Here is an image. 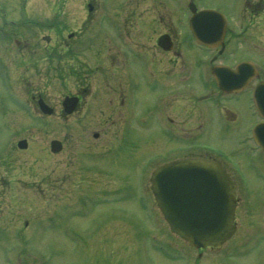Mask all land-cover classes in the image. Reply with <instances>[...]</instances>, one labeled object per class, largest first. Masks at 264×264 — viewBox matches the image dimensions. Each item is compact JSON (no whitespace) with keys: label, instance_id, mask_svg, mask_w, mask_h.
Instances as JSON below:
<instances>
[{"label":"rangeland","instance_id":"374dc122","mask_svg":"<svg viewBox=\"0 0 264 264\" xmlns=\"http://www.w3.org/2000/svg\"><path fill=\"white\" fill-rule=\"evenodd\" d=\"M189 1L0 0V167L12 163L11 170H0L6 179L11 175L0 187V264L15 259L21 249L30 264L264 260V240L257 241L261 236L254 233L264 227L263 208L245 211L236 234L219 249L203 250L170 231L149 189V175L157 164L210 154L202 152L206 147L223 154L234 168L238 164L248 184L245 199L253 195L263 204L264 184L250 167L264 170V160L246 139L249 122L256 119L246 105L247 96L233 104L238 116L230 121L239 126L236 133L232 125L223 133H200L211 104L183 97L185 114H168L184 132L170 135L164 133L169 126L165 118L155 121L154 109L160 108L151 88L141 85L135 74L137 56L146 59L149 68L155 65V54L201 56L188 28ZM193 1L198 8L210 5L226 15L227 49L222 54L252 59L264 76V0ZM163 31L173 40L170 51L154 45ZM128 81L139 82V96ZM203 91L209 94L212 87ZM75 93L82 97L80 106L61 116L62 97ZM37 94L54 108L52 115L37 109ZM130 94L145 113L140 119L134 114L133 130L141 134L126 137L125 117L133 118V113L123 117L122 112ZM198 108L200 121L193 113ZM189 126L200 134L187 131ZM95 132L97 137L92 136ZM21 138L28 140L24 149L15 146ZM52 138L64 141L59 152L49 151ZM256 242L263 245L250 250ZM242 243L246 245H238Z\"/></svg>","mask_w":264,"mask_h":264},{"label":"water","instance_id":"95a60500","mask_svg":"<svg viewBox=\"0 0 264 264\" xmlns=\"http://www.w3.org/2000/svg\"><path fill=\"white\" fill-rule=\"evenodd\" d=\"M192 12L189 28L195 39L202 44L223 46L225 18L216 10H196L189 3ZM158 44L170 49L168 35L159 37ZM240 64L238 72L219 66L212 70L217 84L225 90L234 89L252 75L253 69ZM258 112L264 117V81L259 82L253 95ZM76 96H65L63 111L71 113L77 104ZM40 110L50 114L52 108L41 98L37 101ZM255 141L264 149V122L253 128ZM96 135V134H95ZM18 147H26L24 139ZM51 151L61 148L58 140H51ZM150 188L163 218L170 229L190 245L200 248L219 247L234 232L233 211L235 206L234 188L223 168L211 161L200 158L179 159L157 166L150 175Z\"/></svg>","mask_w":264,"mask_h":264},{"label":"flooded vegetation","instance_id":"af4514ba","mask_svg":"<svg viewBox=\"0 0 264 264\" xmlns=\"http://www.w3.org/2000/svg\"><path fill=\"white\" fill-rule=\"evenodd\" d=\"M163 33H168L170 35V33L167 31H163L157 34V36L154 39V45H156L157 47H158L157 45L158 37ZM226 49H227V44L225 41V46L222 52H219V47H214V48L203 47V52H200L201 54L200 57H197V56L192 57L191 54H186L185 56V54H183L182 52H177V51L170 52V54H155L152 58L153 60L155 59V65H153L155 66L154 68L153 66L149 68L148 66L149 62L146 59L140 58L139 56L136 57L137 60L135 61V63L137 64L136 68H138V70L135 68V71H136L135 74L138 75V77L140 78L139 80H141L140 81L141 85L151 88L150 90L154 94V102L160 108V109L158 108L154 109L153 115L158 114V121H157V118L155 119L156 123H160L161 119H164V118L167 120V122H169L168 129L164 130V133H170V135H175L173 131L179 132V133L184 132V129L180 128V126H178V123L175 122L176 119H174L173 117H170L168 113L171 114L172 112H175L174 114L175 116L182 117L185 114L184 113L185 109H181V108L183 107V105H186V101H189V100L191 101L193 97H194V100L196 99L195 101H200L202 102V104L203 102H205V105H207L208 102H210L211 104L210 111H207L203 115V122L201 124L202 132L200 133L204 135L212 134V133H223V131L230 129L231 125H232L233 133H236L238 131L236 129H239V126L235 124L236 122L230 121L231 119L235 118L234 114L236 117L238 116L235 107H233V104L235 102H239L241 98L243 101V99L247 96L248 103L246 105L248 108L252 107L251 106L252 91L258 81L264 80V76L262 77L260 76L261 73L259 74V69L257 68L258 75H254V76L250 75V77L247 79L243 87L239 89L237 92H229V91H225L224 89H222L215 82V79L213 75L211 74L212 69L215 68L216 65L226 64L231 68H235L239 62L244 61V60H249L255 63V61H253L250 58L232 59L234 58L235 54H222ZM188 55H190L191 57H189ZM202 56H203V59H202ZM127 83H128V86L130 85L131 89H136L135 87L139 85V82L133 84L131 83V81H128ZM195 87H199L200 92L197 91ZM209 87H212V92H210L209 94L208 92L204 93L203 89L207 90ZM136 90H137V93L135 94L139 96L138 88ZM165 90H169L168 91L169 93L166 94L167 93L166 92L164 96L162 94L164 93ZM75 94L79 97V102L75 109L76 111L78 109V106H80L82 97L79 93H75ZM166 95L168 98H166ZM37 96L42 97L40 94H37L36 97ZM183 97H187L188 100L186 101L181 100V98ZM133 98H134V95H133ZM133 98H132V94H130L129 99L133 100ZM137 99L138 98H136V100ZM161 101H162V106H161ZM178 101H181L184 103H182L181 105L180 102ZM121 102L123 103L124 101L122 100ZM136 103L138 105H141L140 100H137ZM175 103H179L180 105L179 104L176 105ZM140 111L142 114L143 110L140 109ZM130 112L131 111H129L128 108H125L123 115L125 114L128 115ZM136 113H137V110H136ZM193 113H194V116H199V119L197 120L200 121L202 117L200 108L194 109ZM60 114L61 116H64L62 112H60ZM206 116L209 117L210 123L207 122ZM253 116H255L256 119L253 121L251 120L249 122L250 124L248 123L249 125L247 126V131L249 134L251 133L250 129L252 125L256 123L257 121L261 120V118L256 115V112L253 113L252 117ZM224 118H229V120L225 121ZM173 122L176 123L175 126H172ZM177 126L179 130H173ZM159 128L160 126H158V129ZM190 130L196 133L200 129H195L194 126H189L187 128V131H190ZM124 133H127V132H124ZM199 134H195V136ZM183 137L185 138L186 136L179 135V138H183ZM61 143L63 147L64 141L61 140ZM253 146L256 152H258L259 157H262V159L264 160V150H262L259 146L255 144ZM203 151H207L210 154L203 153V154L190 155V156H184V157H192V156L202 157V158H205L211 161H215L219 163L224 168L225 172L228 174L229 178L232 181L234 189H235L234 223L236 227H235V232L233 234L235 235L239 229V225L243 222L242 220L244 219V215L246 214L245 211L247 210L253 211L254 209L256 210V208L264 209V195H263V204H260L259 201H257L256 199L254 200L253 195H251L250 198L246 200L245 199L246 197L244 196H247L249 194L248 189H247L248 184H247L246 179L241 177L242 176L241 174H243V171L241 170L240 166L237 164L241 174H239L234 168H232L224 158L219 157L218 153L208 151L206 147H203L202 152ZM212 154L216 155L217 157L216 156L212 157L213 156ZM247 155H249V153H247ZM2 166L3 165H1L0 170H4L3 167H5L7 170H11L12 163H4V166L3 167ZM250 167L253 173L259 179V181H261L264 184V170H262L256 165H251ZM5 175L2 174V172H0V187L2 184H4L5 182L4 180L10 179L11 175L9 176L8 179L5 178ZM241 191L243 195L241 194ZM254 233L261 236L257 238V241L264 240V227H257ZM243 244L245 243L238 244V245H243ZM262 245H263L262 243L256 242L255 244H252L249 249L254 251L258 246H262ZM210 249H213V248H210ZM25 251H26L25 249H21L20 253H16L15 259L7 260L4 264H30L29 260L26 259V257L28 256ZM140 263L141 262L138 259H134V260H117V259L109 260L108 259L106 261V264H140ZM251 263L252 264H264V260L263 261L251 260Z\"/></svg>","mask_w":264,"mask_h":264}]
</instances>
